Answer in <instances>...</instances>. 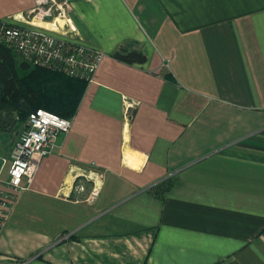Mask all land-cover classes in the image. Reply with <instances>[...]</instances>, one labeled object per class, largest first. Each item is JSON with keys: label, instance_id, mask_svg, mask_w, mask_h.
<instances>
[{"label": "crops", "instance_id": "0c3cea01", "mask_svg": "<svg viewBox=\"0 0 264 264\" xmlns=\"http://www.w3.org/2000/svg\"><path fill=\"white\" fill-rule=\"evenodd\" d=\"M69 2L104 55L22 181L0 264H264V0ZM32 6L0 0V21Z\"/></svg>", "mask_w": 264, "mask_h": 264}, {"label": "built area", "instance_id": "2783aa9c", "mask_svg": "<svg viewBox=\"0 0 264 264\" xmlns=\"http://www.w3.org/2000/svg\"><path fill=\"white\" fill-rule=\"evenodd\" d=\"M69 0H33L24 13L0 21V46L33 67L90 82L104 53L84 42L70 15ZM71 119L39 108L32 112L7 157L0 158V229L9 217L22 181H31L41 158L53 153ZM7 167V177L1 172ZM83 177V178H81ZM72 191H84L87 176H75Z\"/></svg>", "mask_w": 264, "mask_h": 264}, {"label": "trees", "instance_id": "16d2710c", "mask_svg": "<svg viewBox=\"0 0 264 264\" xmlns=\"http://www.w3.org/2000/svg\"><path fill=\"white\" fill-rule=\"evenodd\" d=\"M115 57L128 64L145 60V56L137 50L122 49L115 53ZM85 85L83 80L33 67L0 46V132L19 133L28 116L39 108L71 119Z\"/></svg>", "mask_w": 264, "mask_h": 264}, {"label": "rangeland", "instance_id": "374dc122", "mask_svg": "<svg viewBox=\"0 0 264 264\" xmlns=\"http://www.w3.org/2000/svg\"><path fill=\"white\" fill-rule=\"evenodd\" d=\"M19 58V57H18ZM15 117H17L16 116V114H15ZM14 131H12V132H9V133H3V132H0V147L1 146H4L5 144V142H9V140L12 138V136H13V139H15V137H16V134H18L17 132H15L14 134ZM13 134V135H12ZM7 136H8V139H6L7 138ZM0 165H1V160H0ZM7 167L4 169V171L1 173V178L3 179V178H6L7 176Z\"/></svg>", "mask_w": 264, "mask_h": 264}]
</instances>
